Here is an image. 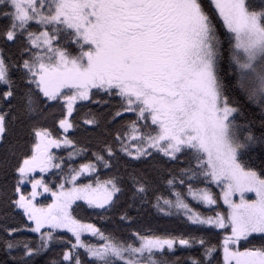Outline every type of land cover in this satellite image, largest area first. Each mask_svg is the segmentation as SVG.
I'll use <instances>...</instances> for the list:
<instances>
[{"label":"snow or ice","instance_id":"obj_1","mask_svg":"<svg viewBox=\"0 0 264 264\" xmlns=\"http://www.w3.org/2000/svg\"><path fill=\"white\" fill-rule=\"evenodd\" d=\"M0 264H264V0H0Z\"/></svg>","mask_w":264,"mask_h":264},{"label":"trees","instance_id":"obj_2","mask_svg":"<svg viewBox=\"0 0 264 264\" xmlns=\"http://www.w3.org/2000/svg\"><path fill=\"white\" fill-rule=\"evenodd\" d=\"M83 103L86 106L83 107V108H80V116L78 118V122L80 120H82L83 116L88 114L89 112L97 114L102 122L106 121V120H108L110 118V111H109V106L108 105H97V104H93L91 102H83ZM78 107H79V105H78ZM101 113L103 115H100ZM57 114H58V112H57ZM75 115H76V113H74V116ZM46 123L52 128L53 132L55 133L56 127H55V125H53L52 119L49 118L48 121H46ZM75 138L81 144L86 142V138H84V137H82L80 135H77ZM54 151L57 152L58 154H62L64 156L67 155V152L62 150V149L61 150H54ZM214 190L217 191V192L219 191L218 189H214ZM41 199L44 200V199H46V197L41 198ZM201 210L205 211V212L207 211V209H201ZM154 213H155L154 209L150 210L149 214L144 218L142 227H147L148 225H152L153 227H156L157 225H161V224L165 225L166 227H178V225H176L174 222H167L166 220H162L161 218H159ZM77 214L81 218H84V219H88L89 218V214L84 209H80ZM97 223H99V221H97ZM109 228H111V226H109ZM29 235H32V234H29ZM207 238L210 239L213 243H216L218 240L222 239L221 236H217L215 234L210 235ZM86 239H93V238L87 237ZM93 242H96V241L93 239Z\"/></svg>","mask_w":264,"mask_h":264},{"label":"rangeland","instance_id":"obj_3","mask_svg":"<svg viewBox=\"0 0 264 264\" xmlns=\"http://www.w3.org/2000/svg\"><path fill=\"white\" fill-rule=\"evenodd\" d=\"M54 150H55V149H54ZM28 187L30 188V185H29ZM41 198H44V197H41ZM41 198H40V199H41ZM86 238H87V237H86Z\"/></svg>","mask_w":264,"mask_h":264}]
</instances>
